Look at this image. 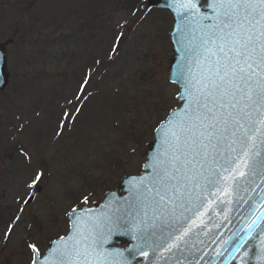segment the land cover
<instances>
[{
	"label": "rangeland",
	"instance_id": "rangeland-1",
	"mask_svg": "<svg viewBox=\"0 0 264 264\" xmlns=\"http://www.w3.org/2000/svg\"><path fill=\"white\" fill-rule=\"evenodd\" d=\"M142 4L0 0V39L14 40L0 92V264H30L28 246L43 254L82 196L100 200L121 175L138 173L155 125L178 106L166 73L170 15ZM87 68L93 95L58 127L54 105L73 98ZM41 171V192L25 204Z\"/></svg>",
	"mask_w": 264,
	"mask_h": 264
},
{
	"label": "snow or ice",
	"instance_id": "snow-or-ice-1",
	"mask_svg": "<svg viewBox=\"0 0 264 264\" xmlns=\"http://www.w3.org/2000/svg\"><path fill=\"white\" fill-rule=\"evenodd\" d=\"M178 3L191 13L199 36L192 37L190 59L181 70L185 103L181 114L168 121L164 151L154 165V187L148 189L159 205L171 202L197 177L214 185L233 164L259 155L257 145L264 147V0H211L212 23L203 25L197 0ZM209 160L219 171L204 176ZM41 179L37 173L33 183ZM197 201V207L203 204L200 197ZM72 229L71 243L61 238V245L40 264H122L115 259L121 250L104 248L129 231L119 219L101 223L75 218Z\"/></svg>",
	"mask_w": 264,
	"mask_h": 264
},
{
	"label": "water",
	"instance_id": "water-1",
	"mask_svg": "<svg viewBox=\"0 0 264 264\" xmlns=\"http://www.w3.org/2000/svg\"><path fill=\"white\" fill-rule=\"evenodd\" d=\"M148 2L151 6L171 10L175 20L171 33L173 57L168 72L171 81L178 84L180 89L178 98L184 101V106L185 91L181 70L188 64L190 59V45L188 44L191 42L192 37L188 36L190 33L188 31L182 41L180 32L186 16H189V24L196 23H194L191 13H186L179 6L178 0H148ZM209 5L210 2H207L205 6L199 7V12L202 13L201 24L212 23L214 13ZM203 15H206L208 19H203ZM8 43H0V89L5 88L8 83L9 76L6 69L5 50ZM182 108L179 114H181ZM171 114L173 115V113ZM171 118L172 116L169 117L168 121ZM167 124H162L157 129L154 144L159 141L162 145L165 135L163 131L165 129L163 128H166ZM158 148L148 153V162L144 165L145 172L137 179L138 182L133 180L128 194L126 192V195L118 194L116 201L108 202V199L113 195L109 194L102 203L103 205L106 204L104 206L106 211L103 215H99V221L103 223L108 218L112 220L119 219V222L129 230L124 235H120L123 237L116 238L113 241L116 242L122 239L128 244L125 251H122V255L115 257V259L125 264V254L128 255V252L133 253L136 249V240L145 241L143 244H146L147 241H152L153 238L160 235L163 240H173L172 242L178 245L181 250L178 251L181 256L189 259L194 258L195 264H201L204 260L201 252L208 245V238L213 231L219 227L221 246L215 264H264V194L259 196L264 189V147L257 145L255 151L259 155L251 158L244 157L240 160L238 164L241 168H244V174L242 171L240 174H235L232 170L222 172L218 182L214 185H205V181L197 177L195 183L191 182L197 188L195 195L189 197L190 199L185 197V189L190 185L189 182L186 187L180 188L171 202H166L165 205H159L156 202L154 192L148 191V189L154 187L153 182L157 171L154 167L156 159L158 156H162L164 151L163 145L161 149L160 146ZM210 171H219V166L211 163L206 164L203 170L204 176L210 175ZM212 179L217 180V177L213 175ZM261 180L262 183L258 187L257 183ZM130 184L129 179L123 178L118 184V191L114 194L125 190ZM137 184L141 185L142 188H138ZM207 187L215 193L229 195V197L219 196L214 198L215 195L206 192ZM197 197L203 200V204L199 207H197ZM255 208H259V210L253 212ZM85 213V210L76 211L72 217V224L75 218H79ZM84 219L92 221L93 217L89 218L84 215ZM133 236L136 238H133ZM254 236H256L255 240ZM68 237L64 240H68ZM177 237L180 238L177 239ZM113 242L110 245L105 244L104 248L114 249ZM58 245H61V240L50 245L48 254L52 253L55 246ZM48 254L46 257L49 256ZM45 258L39 259L38 254H35V260L38 261V264L43 262Z\"/></svg>",
	"mask_w": 264,
	"mask_h": 264
}]
</instances>
